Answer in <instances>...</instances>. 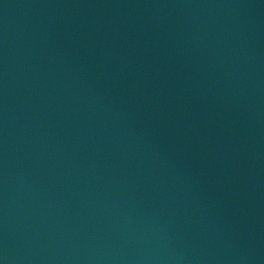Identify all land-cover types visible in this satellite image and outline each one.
I'll use <instances>...</instances> for the list:
<instances>
[{
	"label": "water",
	"instance_id": "1",
	"mask_svg": "<svg viewBox=\"0 0 264 264\" xmlns=\"http://www.w3.org/2000/svg\"><path fill=\"white\" fill-rule=\"evenodd\" d=\"M0 264H264V0H0Z\"/></svg>",
	"mask_w": 264,
	"mask_h": 264
}]
</instances>
